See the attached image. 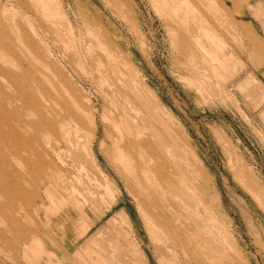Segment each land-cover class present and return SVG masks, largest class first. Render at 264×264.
Instances as JSON below:
<instances>
[{
	"label": "rangeland",
	"instance_id": "1",
	"mask_svg": "<svg viewBox=\"0 0 264 264\" xmlns=\"http://www.w3.org/2000/svg\"><path fill=\"white\" fill-rule=\"evenodd\" d=\"M0 264H264V0H0Z\"/></svg>",
	"mask_w": 264,
	"mask_h": 264
},
{
	"label": "bare ground",
	"instance_id": "2",
	"mask_svg": "<svg viewBox=\"0 0 264 264\" xmlns=\"http://www.w3.org/2000/svg\"><path fill=\"white\" fill-rule=\"evenodd\" d=\"M5 74V73H4ZM7 77H8V75H7Z\"/></svg>",
	"mask_w": 264,
	"mask_h": 264
}]
</instances>
